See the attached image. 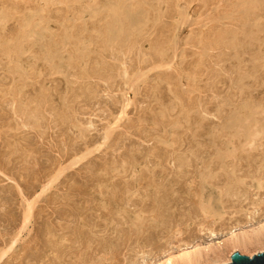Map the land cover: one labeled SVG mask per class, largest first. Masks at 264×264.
I'll list each match as a JSON object with an SVG mask.
<instances>
[{"label":"rangeland","instance_id":"1","mask_svg":"<svg viewBox=\"0 0 264 264\" xmlns=\"http://www.w3.org/2000/svg\"><path fill=\"white\" fill-rule=\"evenodd\" d=\"M235 252H264V0H0V264Z\"/></svg>","mask_w":264,"mask_h":264},{"label":"water","instance_id":"2","mask_svg":"<svg viewBox=\"0 0 264 264\" xmlns=\"http://www.w3.org/2000/svg\"><path fill=\"white\" fill-rule=\"evenodd\" d=\"M228 264H264V252L256 254L253 257L235 252L231 256V262Z\"/></svg>","mask_w":264,"mask_h":264},{"label":"bare ground","instance_id":"3","mask_svg":"<svg viewBox=\"0 0 264 264\" xmlns=\"http://www.w3.org/2000/svg\"><path fill=\"white\" fill-rule=\"evenodd\" d=\"M117 2V1H116ZM253 5V4H252ZM119 10V9H118ZM255 10V9H254ZM253 11V10H252ZM261 13V12H260ZM70 22V21H69ZM68 22V23H69ZM109 24V23H108ZM72 56V55H71ZM261 65V64H260ZM41 73V72H40ZM39 95V94H38ZM257 236H259V235H256L255 237H257ZM253 237V236H252ZM252 237H249V241L248 242H252V240L254 239V237H253V239H252ZM246 239V238H245ZM245 239L243 240V243H244V241H245ZM259 239V238H258ZM258 239L256 238V239H254L255 241L257 240V243H258ZM260 239H262V238H260ZM246 242L247 241H245V245L244 244H242V243H240L241 245H243V246H247V245H250V244H247L246 245ZM247 242V243H248ZM253 243V242H252ZM236 245V244H235ZM187 254V253H186ZM195 257V256H194ZM203 257V256H202ZM212 262V264H223L222 262L223 261H221L220 259H217L216 257L213 259L212 258V260H211ZM231 262V257L230 258H228L227 259V264L228 263H230ZM182 263L183 264H201V261H200V259H197V258H193V257H187L186 259H184L183 261H182ZM166 264H172V261H170V259L168 260V262L166 263ZM203 264V263H202Z\"/></svg>","mask_w":264,"mask_h":264}]
</instances>
